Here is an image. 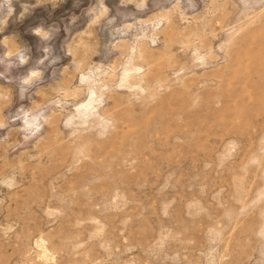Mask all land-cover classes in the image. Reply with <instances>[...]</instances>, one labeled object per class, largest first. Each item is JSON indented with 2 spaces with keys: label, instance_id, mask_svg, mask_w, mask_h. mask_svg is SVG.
<instances>
[{
  "label": "rangeland",
  "instance_id": "obj_1",
  "mask_svg": "<svg viewBox=\"0 0 264 264\" xmlns=\"http://www.w3.org/2000/svg\"><path fill=\"white\" fill-rule=\"evenodd\" d=\"M0 264H264V0H0Z\"/></svg>",
  "mask_w": 264,
  "mask_h": 264
}]
</instances>
